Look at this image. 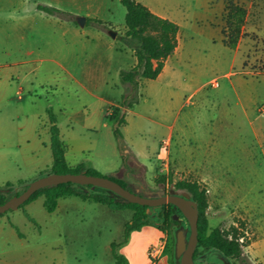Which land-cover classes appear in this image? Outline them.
<instances>
[{
  "label": "rangeland",
  "instance_id": "rangeland-1",
  "mask_svg": "<svg viewBox=\"0 0 264 264\" xmlns=\"http://www.w3.org/2000/svg\"><path fill=\"white\" fill-rule=\"evenodd\" d=\"M222 2L141 1L178 25L179 55L178 59H171L167 70L176 74L175 79L181 80L184 88L177 101L160 96L157 84L149 85L145 91L136 90L130 98L131 111L125 123L118 127L119 136L114 133L110 121L118 148L117 166L129 168L126 161L130 154L126 151L130 147L135 152H148L155 165L153 176L138 182L143 185L140 189L123 178H113L128 190L146 197L156 193L168 194L172 190L185 191L175 188L174 184L179 180L197 181L206 191L207 198L201 226L209 232L214 227L228 228L233 224L243 233L245 241L254 240L258 234L260 248L264 250V190L256 191V187L264 182L248 183L253 186L248 200L256 202L260 212L258 230L257 216L248 212L244 199L236 204L228 192L232 170L237 169L243 180L246 175L243 161L245 143H252L256 151L255 166H250V169L264 178L260 149L250 133V127L264 125V112H259V107L264 105V0H224L221 15ZM229 3L245 9L241 36L234 49L223 42ZM37 4L58 7L66 12L65 17L73 19L82 16L81 13L70 12L74 6L82 10L91 6L97 9L99 19L87 20L83 26L67 20L77 29L70 30L59 23L62 19L56 15L38 12ZM124 13L119 0H0V192L8 198L40 177L31 171L29 160L42 159L38 146L47 134L40 131L41 125L48 123V116L56 110L54 107L50 111L48 103L56 105V97L67 93L38 87V83L52 77L68 81V76L55 66L49 67L45 59L37 66L28 65L24 62L27 54L30 51L42 54L44 51L42 55L46 57L47 52L56 49H86V53L78 52L75 57L76 69L80 72L84 64L97 68L104 49H127L132 44L122 38ZM213 79L217 80V87L210 85ZM99 90L115 97L117 103L125 100L122 85L118 76H114L113 69L108 74L107 84ZM32 113L42 115L37 119L38 131L29 128V119L24 118ZM172 123L175 131L184 124L185 133L183 138L174 134L170 141L168 169L160 172L163 153L159 144L167 137V126ZM125 124L127 126L123 127ZM62 129L68 131L65 126ZM76 132L83 138H93L89 133ZM180 139L192 151L206 153V163L193 169L188 166L179 168L172 158V145ZM234 150L242 159L237 165H230V153ZM160 176H164V181L155 179ZM213 178L219 179L222 185L213 182ZM7 183L10 185L6 186ZM71 185L88 194L118 199L112 192L97 186ZM43 198L38 196L17 209L2 213L8 221L0 228V264H115L112 251L129 256L132 264H151V259L144 254L150 234L129 232L124 242L126 226L133 213L129 207L112 208L90 199L83 201L69 196L61 198L55 210L48 212L43 206ZM146 211L147 221L141 229L159 230L167 238L157 261L165 259L167 264H179V257L175 255V233L183 229L187 237L190 231L188 221L177 210L175 213L181 225H173L168 220L169 225H164L161 231V207H150ZM198 254L195 264H231L229 259L211 248L200 247ZM243 254L244 261L232 262L256 264L248 253V245L243 246Z\"/></svg>",
  "mask_w": 264,
  "mask_h": 264
},
{
  "label": "crops",
  "instance_id": "crops-1",
  "mask_svg": "<svg viewBox=\"0 0 264 264\" xmlns=\"http://www.w3.org/2000/svg\"><path fill=\"white\" fill-rule=\"evenodd\" d=\"M137 1L141 2L142 0ZM149 9L158 16L166 18L165 16H162L152 10V8ZM36 10L38 12H43L41 10H38L37 7ZM223 11L224 0L222 2L221 15ZM70 12H72V14L81 13L82 16L85 17L84 25L89 19H99V16L97 15V9H93L91 6H88L87 9L84 10L77 6H74V8L70 10ZM67 14L71 15V13ZM57 18L62 19V21L59 20V23L66 25L70 30L71 28L73 30H77L76 27H74L71 22H69L73 21L74 23H77L76 18H60L58 16ZM122 27V38H124V23ZM85 50L86 49H56L52 52H47L48 55L46 57L42 55L44 54V51L42 52V54L40 52L30 51L24 59V62L28 65L29 63H32L31 65L37 66V63L45 59L50 65L49 67L55 66L58 68L57 70H62L68 76V81H61L60 79L55 80V78L52 77L51 80L48 79L44 83L40 82L37 84V86L41 89H43V87H48L51 89V91H57L59 89L67 92L66 95L56 97V105L54 103H48V109L50 111H52L54 107H56V110L52 113V115L55 118V124L58 127L60 137L63 143L65 144V159L67 164L70 167H75L76 165L81 164L84 165L85 168L94 169L101 173L103 176L112 177V179H114L113 177H115L123 178L126 182L130 183L142 182L145 180L146 177L150 178L153 176L155 168L154 161L152 160V157L148 152L144 150H139L135 152L130 147L126 151L130 154L128 160L126 161V164L129 168L127 169V167H124V165L117 166L118 148L112 136V124L110 123L108 117H106V110L111 105H117L118 100H116L115 97H110V95H106L104 93L102 94L99 89L103 85L107 84L108 74L110 73V70L113 69L114 76H118L119 82L122 85V92L125 93L123 99L130 100V98L132 99V96H134V94L136 93V90L140 89L145 91L149 87V85L157 84V86L159 87H157V91H159L160 96L165 97L166 100L168 99L177 101L180 95L182 94L184 86L181 80L177 81L175 79L176 74L174 72H169L167 68L172 58L176 57V59H178L179 49H177L176 46L174 52L166 58L162 70L155 78L138 79L136 90L133 89L131 84L122 82L120 79L121 70H128L135 66L137 63L136 57L134 55V49L132 48V46H129L127 49H104L105 52L102 56H100L101 61H98L99 64L97 68L93 65L84 64V66L79 69L80 72H78V70L76 69V64L74 63V59L78 55V52L80 54H82L83 52L86 53ZM229 74L230 72L227 73V75ZM167 77H169V79H167ZM78 91L79 94L77 93ZM71 92L73 94L72 96L70 95ZM130 111L131 108L128 107L125 111V119ZM41 116L42 115L39 113H32L30 115H25L24 118L29 119V128L32 127L34 131H38L37 119L41 118ZM51 125L52 122L50 121L49 116L48 123L41 125L42 128L40 129V131H44L47 134L46 138H42L40 140L38 146V149L41 150V153L43 154L42 159L29 160L31 171L35 174H37L44 168L49 167L52 161V155L50 150ZM63 126H65L68 131L64 132L62 129ZM125 126H127V124H125L123 127ZM167 129L168 131L165 136L170 137V139L172 140L174 139V134H176L179 138H183L182 136L185 133L184 124L180 126L177 131H175L174 123L168 125ZM76 130L78 132L80 131L89 133L93 136V138H83L82 136L77 134ZM201 133L204 132L202 131ZM250 133L252 139L255 141V144L260 149V157L262 159V163L264 164V125H261L258 128L250 127ZM25 142L28 144L29 140L26 139ZM205 157L206 153L199 150L192 151L182 142V139H180V142H178L177 144L173 143L172 145V158L174 160V163L179 168L183 169L184 167L188 166L193 169L195 167H199L203 163H206ZM241 159L242 158L238 155L237 151L234 150L233 153H230V165H237ZM243 159L245 164L244 171L246 173V175L244 176L245 184H242L244 180L242 178V175L238 173V170H232L233 175L228 187L229 197L234 199L236 204H240L242 202V199H244V204L248 207L249 210L248 212L255 214V217L257 216L255 223L257 225L256 227L258 230V224L260 222L258 217L260 212L257 210V203H251L248 200L249 197H251V192L253 191V186H250V184L248 183H252L253 181H260V183H263L264 178L262 177V175H257L255 171L253 172L250 169V166H255L254 161L256 159V151L252 143H245ZM248 165L249 168H247ZM213 182L220 183V180L213 178ZM141 186L143 187V185ZM256 188V191H263L264 184H260ZM83 192L88 193L85 190ZM69 196L75 197V195ZM65 197H60L56 200L52 212L55 210L57 205L60 204L59 200ZM81 200L88 201V199L83 198H81ZM23 212H25V209ZM5 221H8V217H6L4 214H1L0 228H3L4 224L6 223ZM9 226L11 228L14 227L13 224H9ZM133 231H140L145 232L146 234H150L144 246L145 256H147L146 251L148 247L153 243L159 241L162 237L159 230H145L141 229V226L140 228L132 230L130 232ZM128 237L129 233L127 238L124 240L125 243ZM260 244L261 239L259 238L258 234L256 238L250 241L248 244V253L256 264H264V250L260 248ZM122 256L128 260V264H132V260L129 256ZM147 258L149 257L147 256ZM151 264H167V262L165 259H163L161 261H151Z\"/></svg>",
  "mask_w": 264,
  "mask_h": 264
},
{
  "label": "trees",
  "instance_id": "trees-1",
  "mask_svg": "<svg viewBox=\"0 0 264 264\" xmlns=\"http://www.w3.org/2000/svg\"><path fill=\"white\" fill-rule=\"evenodd\" d=\"M119 2L125 9L124 39L128 43H132L130 46L134 49V55L137 60L136 65L132 68L120 71V79L122 82L131 84L133 89L136 90L138 79L155 78L162 70L166 58L174 52L177 46L178 25L167 18H163L153 13L147 6L137 0H119ZM36 7L38 10L46 12L47 14L65 18L66 12L59 8L44 4H37ZM244 17V8L233 3H229L226 6L227 29L223 31V42L227 47L232 49L236 47L241 36ZM130 104V100H123L121 103H118L119 106L125 107L126 109ZM124 116L125 111H121L119 107H114L111 115L106 116L113 123V131L118 136V127L125 123ZM49 119L52 122V125L50 126V150L52 161L50 166L39 171L38 175L42 176L48 173H78L84 171L90 175L102 176L98 171L91 168H85L84 165L80 164L75 167H70L67 164L65 159V144L60 137L58 127L55 124V118L50 114ZM155 179L158 181H164V176L155 177ZM71 184L72 183H60L54 186L40 188L34 191L19 207L42 195L44 196V207L51 212L54 209L58 198L75 195L83 199H90L107 204L112 208L129 207L133 213L130 223L126 226L125 239L130 231L136 230L146 223L148 217L146 211L148 207L146 205L121 202L117 198L109 195L102 196L99 194H88L75 189ZM9 185V183L6 184V186ZM26 186L27 185H25V187ZM174 186L176 189L187 191L197 203L198 241L193 253V259L195 260L197 258L199 255L198 249L202 247L218 251L225 258L229 259L231 264H234L232 260L244 261L243 246L248 245L249 241L242 239L244 235L238 230L237 226L232 224L228 228L214 227L210 229L209 232L201 226V220L207 207V198L206 191L200 187V184L197 181L179 180L175 182ZM15 194H18V192ZM7 198L8 197L3 192H0V204L4 203ZM161 210L162 225L159 227L161 231L164 225H169L168 220H170V223L173 225H181L178 219L174 220L173 218V214H175L177 209L172 204L162 205ZM1 214L2 213H0V215ZM112 254L115 259V264H128V260L122 255L117 254L115 251H112Z\"/></svg>",
  "mask_w": 264,
  "mask_h": 264
},
{
  "label": "water",
  "instance_id": "water-1",
  "mask_svg": "<svg viewBox=\"0 0 264 264\" xmlns=\"http://www.w3.org/2000/svg\"><path fill=\"white\" fill-rule=\"evenodd\" d=\"M76 22L83 26L85 23L84 16H77ZM115 35L114 32H112ZM60 183H74L79 185H93L113 192L121 202L137 203L147 207L162 206L172 204L186 218L189 224V235L186 237L183 229H178L175 233V255L179 257V264H195L193 253L197 246L198 234V207L191 195L187 191L178 193L170 191L169 194H160L158 196L146 197L139 195L135 191H130L122 186L116 180L106 177L90 175L86 172L78 173H48L29 182L27 186L18 194L6 199L0 204V213L7 210L17 209L24 203L30 195L44 187L54 186ZM174 220L178 219L177 214H173ZM230 263V262H229Z\"/></svg>",
  "mask_w": 264,
  "mask_h": 264
},
{
  "label": "built area",
  "instance_id": "built-area-1",
  "mask_svg": "<svg viewBox=\"0 0 264 264\" xmlns=\"http://www.w3.org/2000/svg\"><path fill=\"white\" fill-rule=\"evenodd\" d=\"M210 85L212 87H217L218 86L217 80L213 79L210 82ZM114 107H119L121 111L127 110L125 107H121L118 104L111 105L106 110V116L111 115ZM259 110H260L259 111L260 113L264 112V105L259 107ZM170 141H171L170 137H166L162 139L159 144L160 152L163 153V157H161V162H160V165H161L160 172L167 171L168 169ZM166 243H167V238L165 236H162L159 241H157L156 243H153L152 245L148 247L146 254L151 259V261L155 262L161 257V254L163 252V249L166 246Z\"/></svg>",
  "mask_w": 264,
  "mask_h": 264
},
{
  "label": "flooded vegetation",
  "instance_id": "flooded-vegetation-1",
  "mask_svg": "<svg viewBox=\"0 0 264 264\" xmlns=\"http://www.w3.org/2000/svg\"><path fill=\"white\" fill-rule=\"evenodd\" d=\"M135 183V184H134ZM134 183H130L131 184V186H133L134 188H136V189H140V188H142V186L140 185V184H138V182H134ZM174 191H177L178 193H181V192H179L178 190H174ZM170 193V192H169ZM168 193V194H169ZM158 195H160V194H155V195H152V196H158ZM150 209V207H148V210Z\"/></svg>",
  "mask_w": 264,
  "mask_h": 264
}]
</instances>
